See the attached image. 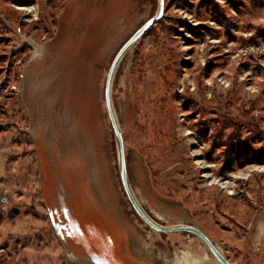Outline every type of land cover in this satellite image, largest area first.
Segmentation results:
<instances>
[{"label":"rangeland","instance_id":"1","mask_svg":"<svg viewBox=\"0 0 264 264\" xmlns=\"http://www.w3.org/2000/svg\"><path fill=\"white\" fill-rule=\"evenodd\" d=\"M159 2L0 0V264H218L122 179L108 75ZM110 89L147 214L264 264V0H164Z\"/></svg>","mask_w":264,"mask_h":264},{"label":"water","instance_id":"2","mask_svg":"<svg viewBox=\"0 0 264 264\" xmlns=\"http://www.w3.org/2000/svg\"><path fill=\"white\" fill-rule=\"evenodd\" d=\"M163 7H164V0H160L159 2V10L157 14L152 17L150 20H148L131 38L130 40L124 45V47L121 49V51L118 53L111 69L108 75V84H107V105L109 114L112 120V123L115 128L116 136L118 139V148H119V157H120V165H121V173H122V179L125 186V189L128 193L129 199L131 200L135 210L138 212V214L145 220L146 223H148L153 229L160 231V232H189L200 239H202L207 247L210 249V251L213 253V255L218 259V261L221 264H232L224 255L223 253L217 248V246L213 243V241L209 238V236L204 233L201 229L189 225V224H177L173 226H164L159 223H157L155 220H153L147 212L142 208L140 203L138 202L137 198L135 197V194L133 192V189L131 187L129 176L125 164V153H124V146H123V137L121 133V128L119 125V122L117 121V118L115 116L114 110H113V104L111 101V82L113 80V77L115 75V72L122 61L125 54L128 52V50L136 43V41L147 31L149 27H151L153 24L157 23L159 19L162 17L163 14Z\"/></svg>","mask_w":264,"mask_h":264},{"label":"bare ground","instance_id":"3","mask_svg":"<svg viewBox=\"0 0 264 264\" xmlns=\"http://www.w3.org/2000/svg\"><path fill=\"white\" fill-rule=\"evenodd\" d=\"M22 9H26L25 7H21ZM205 175H207V174H205ZM226 182H228V181H222L221 182V184L223 185V186H225L224 184L226 183ZM99 227V226H98ZM105 229V228H104ZM106 231V230H105ZM175 234H177L178 235V233H175ZM180 234V233H179ZM170 235V234H169ZM119 236H121V235H119ZM174 236V235H173ZM120 247H119V245H116L115 246V248H114V257H115V261L117 262V264H118V261L119 260H121L122 258H121V255H120ZM112 254H113V252H112ZM73 258H75V255L74 254H72L71 255ZM214 260V259H213ZM212 260V261H213ZM120 264H122V263H120Z\"/></svg>","mask_w":264,"mask_h":264},{"label":"crops","instance_id":"4","mask_svg":"<svg viewBox=\"0 0 264 264\" xmlns=\"http://www.w3.org/2000/svg\"><path fill=\"white\" fill-rule=\"evenodd\" d=\"M219 249V248H218ZM210 250V249H209ZM222 252V251H221ZM212 253V252H211ZM213 254V253H212ZM215 257V256H214ZM216 258V257H215ZM216 260H217V263L218 264H221L219 261H218V259L216 258ZM231 262V261H230ZM232 263V262H231ZM233 264V263H232Z\"/></svg>","mask_w":264,"mask_h":264},{"label":"flooded vegetation","instance_id":"5","mask_svg":"<svg viewBox=\"0 0 264 264\" xmlns=\"http://www.w3.org/2000/svg\"><path fill=\"white\" fill-rule=\"evenodd\" d=\"M115 246H116V244H115Z\"/></svg>","mask_w":264,"mask_h":264}]
</instances>
